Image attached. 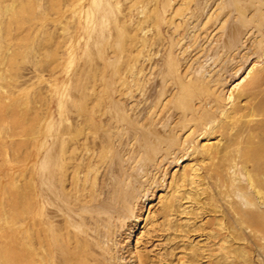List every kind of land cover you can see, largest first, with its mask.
Instances as JSON below:
<instances>
[{"label": "rangeland", "instance_id": "1", "mask_svg": "<svg viewBox=\"0 0 264 264\" xmlns=\"http://www.w3.org/2000/svg\"><path fill=\"white\" fill-rule=\"evenodd\" d=\"M242 8L246 21L261 13L262 30L250 25L235 44L222 42L224 29L245 17ZM259 71L247 98H237ZM176 76L204 83L192 95L197 112L182 119L175 114ZM263 99L264 0H0V264H33L35 248L44 262L42 239L59 237L52 230L61 191L73 194L80 182L101 178L96 167L107 156L98 136H129L111 118L115 109L129 118L147 114L138 126L155 128L166 140L151 167L136 169L140 201L123 233L103 243L115 263L220 264L224 237L217 236L220 214L212 209L221 200L183 199L187 213L168 216L163 203L184 168L205 166L196 164L197 152L220 139L207 133L223 112L233 102L251 108ZM200 117L214 120L205 125ZM126 142L128 152L133 136ZM51 145L55 163L67 168L55 188L48 175ZM134 160L132 168L140 154ZM198 174L204 178L205 169ZM257 180L264 186V173ZM193 187L180 189L194 193ZM252 225L254 232L244 225L236 231L240 239L228 237L223 264H264V218Z\"/></svg>", "mask_w": 264, "mask_h": 264}, {"label": "bare ground", "instance_id": "2", "mask_svg": "<svg viewBox=\"0 0 264 264\" xmlns=\"http://www.w3.org/2000/svg\"><path fill=\"white\" fill-rule=\"evenodd\" d=\"M241 13L245 17H240L238 23L235 22L228 29H224L225 36L222 42L235 44L244 28L250 29V25L258 26L255 27L256 30H262V27H259L261 13L255 19L248 21L245 19L244 8ZM254 22L258 23L254 24ZM215 51L216 49L213 48V52ZM262 75L263 72L259 71L250 84L243 88L240 87L237 98H247L250 90L255 87ZM203 84L201 77L189 81L188 84L181 77H175V88L180 90L175 99V114L179 119L196 111L193 109L192 95L193 92L197 94L198 87ZM263 105L249 108L247 103L233 102L230 109L223 112L224 120L212 125L207 133V136L218 134L220 139L217 142L202 145L197 152L199 157L196 159V164L200 165L206 161L205 166L192 165L184 168L175 179L173 194L163 203L162 210L168 216L170 212L172 214L187 213L185 209H180L182 206L180 201L183 199L194 200L198 203L200 196L206 195L207 202H203L206 205L209 202L211 205L213 201L221 200L218 206L213 203L215 209L211 207L220 214L218 222L220 233L217 236L223 235L224 237L220 245L221 257L217 262L220 264L225 263L229 257L226 245H224L228 237L232 240L240 239L241 233H236V231L244 225L254 232L255 228L251 229L252 223L259 217L264 218V210L260 209V204H264V186L257 180V175L264 173L261 163V160H264V118H262L264 112L261 107ZM165 108L166 106L163 110ZM118 110L115 109L111 118H115L118 123L121 122V127L126 126L129 136H126L127 131L126 133H115L113 136L106 134L98 136L100 140L99 143L97 142L98 146L106 149L107 156L106 159H101L103 164L96 167V169H101V178L96 183L80 182L77 189L73 188V194H64L61 191L58 205L60 216L58 224L52 230L57 232L59 237L42 239L43 248L46 250L42 258L44 262L41 263L43 260L40 262L39 257L37 258L35 248L33 249V264H39V262L40 264H116L111 246H105L103 243L113 241L123 233L122 229L126 224L124 220L131 217L135 212V206L140 201L139 182L141 178L136 169L151 167L160 150L159 144L166 141L156 132L155 128L142 129L138 126V117L144 119L147 114L142 115L139 112L135 118H129ZM212 120L214 119L200 117V122H205V125ZM132 136L134 144L127 152L125 143ZM125 154H128L126 160L123 158ZM137 154H140V162L137 167L132 168L130 163L135 161ZM57 156V148L51 145L48 151V175L53 188L58 184V177L62 179L67 170L55 163ZM198 160L201 161L200 164ZM129 168H132L131 172ZM201 168L205 169L206 175L202 179L207 180L208 188H199V182L202 179L198 170ZM186 185H194L195 192L185 190L181 192L180 188ZM207 189H211V192ZM76 192L79 196H75ZM254 225L252 226L255 227ZM38 240L39 232L35 229L34 243L36 244ZM190 259L194 258L190 257Z\"/></svg>", "mask_w": 264, "mask_h": 264}]
</instances>
